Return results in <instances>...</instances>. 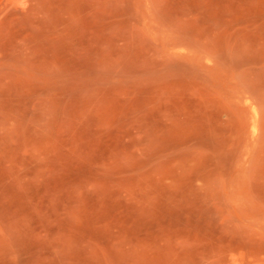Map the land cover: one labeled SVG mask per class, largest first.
<instances>
[{
  "label": "rangeland",
  "instance_id": "obj_1",
  "mask_svg": "<svg viewBox=\"0 0 264 264\" xmlns=\"http://www.w3.org/2000/svg\"><path fill=\"white\" fill-rule=\"evenodd\" d=\"M0 264H264V0H0Z\"/></svg>",
  "mask_w": 264,
  "mask_h": 264
}]
</instances>
